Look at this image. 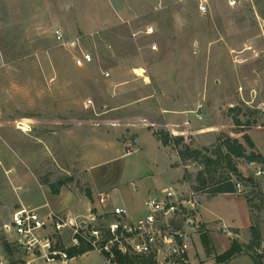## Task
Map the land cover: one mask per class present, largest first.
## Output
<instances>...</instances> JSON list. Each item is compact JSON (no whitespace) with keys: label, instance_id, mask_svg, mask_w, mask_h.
<instances>
[{"label":"rangeland","instance_id":"rangeland-1","mask_svg":"<svg viewBox=\"0 0 264 264\" xmlns=\"http://www.w3.org/2000/svg\"><path fill=\"white\" fill-rule=\"evenodd\" d=\"M200 2L0 0V264L24 259L5 229L12 213L23 204L55 200L62 191L78 203L90 199L88 191L92 199L106 191L112 202L92 209L105 214L142 185L180 184L194 191L206 186L198 192L210 227L200 222L214 252L205 251L203 233L195 236L194 264H213L234 240L251 243L245 202L264 240L261 163L235 159L244 194H209L215 180L229 175L226 159L212 165L214 181L196 180L204 155L217 158L226 137L243 142L246 132L257 130L253 137L264 152V0L236 7L209 0L207 12L200 11ZM57 28L64 39L55 35ZM83 53L93 61L78 65ZM200 103L203 119L195 113ZM136 126L184 136L179 148L188 144L201 156L182 161L174 144L168 154L145 129L140 151L127 154ZM97 131L104 132L105 145L94 142ZM69 237L66 229L67 245ZM69 264L110 263L91 250ZM227 264L257 262L244 252Z\"/></svg>","mask_w":264,"mask_h":264},{"label":"built area","instance_id":"built-area-1","mask_svg":"<svg viewBox=\"0 0 264 264\" xmlns=\"http://www.w3.org/2000/svg\"><path fill=\"white\" fill-rule=\"evenodd\" d=\"M243 1L229 0V4L236 7ZM208 6L209 0H201L200 11L207 12ZM54 33L64 39L60 29ZM92 61L91 54L83 53L78 65ZM203 109L204 104H198L195 113L199 119H203ZM127 147V154L140 151L137 142H130ZM257 172L264 175V162ZM235 184L237 193L244 194V184L237 179ZM199 194L182 189L180 184H170L150 193L143 212L136 216L126 206L115 204L111 213L100 214L91 209L83 220L52 209L43 212L44 206L23 204L12 213L5 229L15 237V245L24 254L22 264H67L72 259L69 249L81 244L102 253L110 264H119V255L151 259L155 264H194L193 240L203 233ZM98 202L101 205L112 201L105 191L98 193ZM66 229L70 230V245L65 243Z\"/></svg>","mask_w":264,"mask_h":264},{"label":"trees","instance_id":"trees-1","mask_svg":"<svg viewBox=\"0 0 264 264\" xmlns=\"http://www.w3.org/2000/svg\"><path fill=\"white\" fill-rule=\"evenodd\" d=\"M246 131V130H243ZM157 138L162 142L164 146H169L174 144L177 147L178 155L182 159V161L187 160L188 158L199 159L202 151L197 149H191L188 144H185L184 148H179V145L185 143L184 136H174L170 132L166 131H155L154 132ZM244 141L242 142L239 138L226 137L225 142L221 143L218 146L215 155L217 158H213L212 156L204 155V168L197 173L196 180L201 183V185L207 184L209 182V178L214 181V177H212V165H217L221 162L222 159H226L229 164V175L227 177L219 178L215 180L214 183L210 186L209 194L211 196H216L219 194H236V177H242L240 170L238 169L235 159L236 158H246L249 162H264V155L260 152L255 151V143L251 136L246 132L243 135ZM247 146L253 148L251 152L248 153ZM220 159V160H219ZM179 164H174L177 166ZM185 177H187V172L184 173ZM235 175V178L232 176ZM237 175V176H236ZM61 183H63L61 181ZM197 189V188H196ZM206 186L203 188H198L197 190L205 191ZM58 192V189H56ZM88 195L90 199H92V193L88 191ZM251 231L253 233L252 241L248 246H244L242 243L234 240L230 249L225 251L222 254H217L215 258V262L213 264H227L232 259H234L238 254L248 252L252 257L256 260L257 264H264V240L262 238V234L257 225H252ZM202 241L204 244L205 251L208 254H212L213 248L209 243L207 238V233H203ZM89 246L81 244L80 246H74L69 249L71 257H75L77 255H82L86 252L91 251ZM215 254V253H214ZM119 264H155L151 259H141L130 256H118Z\"/></svg>","mask_w":264,"mask_h":264},{"label":"crops","instance_id":"crops-1","mask_svg":"<svg viewBox=\"0 0 264 264\" xmlns=\"http://www.w3.org/2000/svg\"><path fill=\"white\" fill-rule=\"evenodd\" d=\"M128 127L129 126H127V129H128ZM131 127H135V126L132 125ZM136 127L137 128H135L136 130H135L134 133L137 135L136 139H135V141L138 142L137 144H139V142L142 141V135L140 133V130H144L145 129L147 131H150L151 135L156 139L159 148H161L162 150H165L166 152H168L169 147L168 146H164L162 144V142L154 134V130L153 129H150V128L145 127V126H136ZM131 130L133 131V128H131ZM255 131H257V130H251L249 132V135L251 136V138L253 139V141H254V143L256 145L255 151L260 152V153H262L264 155V152L260 149V147L257 144V142L254 140L253 132H255ZM116 132L118 133L117 130H116ZM95 136H96V138H95L94 142H96V144H99V145H105L106 144L107 139L104 137V132H102V131L98 132L97 131V132H95ZM117 142H119V141L117 140ZM121 144H123V143L121 142ZM168 154H169V152H168ZM178 157H179V155H178ZM89 158H90V156H89ZM170 159H171V157H170ZM171 161L173 162V159ZM173 163L176 164L178 162L176 161V162H173ZM173 163H172V166H173ZM92 166H94V165H92ZM161 188H163V187L159 188L156 185H142L141 191L140 190L137 191V193H136L137 195L136 196L131 197L128 194L127 195L124 194L119 200L129 210L131 208L130 206L134 205V207H132L131 210H132V212L133 211L136 212L137 215H138V214L143 212L144 202L147 199V197L149 196V194L152 193L153 191L159 190ZM219 195H222V194H219ZM219 195H216L215 197H212V199L213 198H217ZM234 195H237V194H234ZM93 198L94 199H92V200H94V201H92V200L90 201V199H85V200H81L78 203V202L75 201L74 198L71 197V195H69L66 192L64 193L62 191L60 193L59 197H57L55 200L47 199L44 202L39 203L36 207L44 206V208H47L49 210L52 209V210H54L56 212H64V213L68 214L70 217H74V218H78L79 220H83V219L87 218V216L89 215V213H90L91 209H93V207H95V206L99 207V208L101 207L99 205V202H98V192L93 194ZM59 199H61V200H59ZM129 199H131V200H129ZM131 201H132V203H131ZM209 201H211V198L209 199ZM245 205H247L246 208L249 210V211L246 210L244 212L245 217H247V220H246L247 221V226L251 227L252 226L251 210H250L248 202H245ZM205 211H207V210L204 209V212H202V214H201L199 219L202 221V224L205 227L209 228L210 227L209 226L210 225V223H209L210 220H209L207 212H205ZM228 219L233 224H236L238 222V218L235 215H232V214L228 215ZM86 254H87V252L82 254V255H86ZM74 258L75 257H73V259ZM69 262L67 264H69Z\"/></svg>","mask_w":264,"mask_h":264}]
</instances>
